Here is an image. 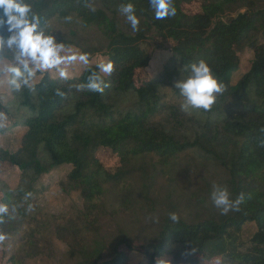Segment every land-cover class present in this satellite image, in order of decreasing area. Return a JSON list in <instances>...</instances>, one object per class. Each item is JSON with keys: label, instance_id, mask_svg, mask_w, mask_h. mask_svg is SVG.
I'll return each mask as SVG.
<instances>
[{"label": "trees", "instance_id": "16d2710c", "mask_svg": "<svg viewBox=\"0 0 264 264\" xmlns=\"http://www.w3.org/2000/svg\"><path fill=\"white\" fill-rule=\"evenodd\" d=\"M191 1L171 0L176 14L156 20L150 0H130L140 19L133 30L119 12L129 0H29L41 26L49 24L58 40L86 52L89 63L66 79L38 72L33 87L16 91L8 84L7 102L0 96V118L10 121L0 125V135L21 131L15 151L0 148L1 166L20 170L16 188L0 186L2 204L9 208L0 216L3 254L7 235L36 222L38 178L67 164L71 168L59 188L65 194L78 191L83 208L56 224L55 236L66 243L74 264H127L135 250L131 237L121 231L105 241L100 220L113 194L122 212L136 205L158 207L149 184L140 178L138 185L135 175L153 155L168 177L169 213L140 238L147 264H159L164 256L172 264H264V0H201V11L188 14L181 3ZM151 35L173 43L156 46L169 52L161 72L137 83V71L152 58L142 45ZM246 48L252 57L241 71L239 53ZM98 56L114 64L111 75L100 73L104 91L78 90L91 71H99ZM201 59L225 92L208 110L185 111L174 82ZM5 61H11L10 53H0ZM97 148L116 154L119 169L105 170L93 154ZM185 166L199 170L203 183H188ZM217 185L227 187L233 200L243 194L238 209L222 213L213 204ZM173 212L178 221L170 219ZM246 223L255 231L242 239ZM36 225L27 228L24 254L17 261L12 256L11 264L39 255L48 226Z\"/></svg>", "mask_w": 264, "mask_h": 264}, {"label": "rangeland", "instance_id": "374dc122", "mask_svg": "<svg viewBox=\"0 0 264 264\" xmlns=\"http://www.w3.org/2000/svg\"><path fill=\"white\" fill-rule=\"evenodd\" d=\"M182 10L188 14L201 11V0H193L189 3L182 2ZM171 40H163L160 37L151 35L147 43L142 44L152 58L148 67L144 70H138L135 75V80L138 83L140 80L148 79L158 75L162 68L166 57L169 55L168 50L157 49L156 46L160 45L165 47L171 45ZM76 48V47H74ZM78 49V48H76ZM79 50V49H78ZM252 53L249 49H244L239 53V64L241 71L246 70L250 65ZM5 61L3 63H6ZM107 62L105 57L98 56V63ZM2 63V62H0ZM66 67L68 76L78 75L85 67L79 61L72 64L62 66ZM2 72V71H1ZM54 75H59L55 70L51 71ZM3 73V72H2ZM2 77V78H1ZM7 76L4 74L0 76V96L3 103L7 102L10 91L8 89ZM8 118L1 117L0 125L9 123ZM21 131L18 128H13L4 134L0 135V148L7 149L8 151H15L20 144ZM93 154L101 163V166L107 171L117 170L120 167L119 158L112 151L107 149H94ZM157 157L148 155L143 164V170L136 172V181L143 178L146 184H149L150 190L154 196L158 198V207L153 211H149L144 207L136 205L134 209L125 210L122 212L116 210L117 197L113 194L105 201V207L108 210L100 220L99 236L107 242H112L117 239L121 231H125L132 239L134 251L129 256L127 264H147L144 256L139 249L140 238H142L151 229H154L163 216L169 213V198L166 199V194L169 189L168 177L163 174V169L157 162ZM183 173L187 177L188 183L200 185L202 184V174L194 169L193 166H185ZM70 165H61L52 169L46 174H42L36 183L38 199L36 200L37 212L36 222L30 220L29 223L22 224L18 230L13 231L4 239V254L2 253V243L0 242V264L13 263L11 257L14 256L13 261L24 254L21 248L27 228L36 227V223L45 222L48 226L42 229V236L46 240L40 241L39 255L31 258L24 257L23 264H74L73 260L67 255L66 243L57 238L54 233V226L56 224H65L69 218L75 216L76 212L83 208L82 199L78 191L65 194L59 188V181L63 180L70 170ZM182 177V175H178ZM20 181V170L15 166L2 167L0 164V186L5 185L9 188H16ZM183 181V179H182ZM179 179V185H182ZM138 183V181L136 182ZM139 185V183H138ZM42 186H46L45 190H41ZM0 204H2V193H0ZM255 231L253 223H246L242 227V239L248 238ZM170 264L171 256H164L159 259ZM202 264V263H201ZM204 264V263H203Z\"/></svg>", "mask_w": 264, "mask_h": 264}, {"label": "clouds", "instance_id": "9594fccd", "mask_svg": "<svg viewBox=\"0 0 264 264\" xmlns=\"http://www.w3.org/2000/svg\"><path fill=\"white\" fill-rule=\"evenodd\" d=\"M150 7L156 20H163L176 14L171 0H150ZM119 12L133 30H138L140 19L132 2L122 3ZM10 53L11 61L0 63V71L7 76V83L16 91L33 87L37 73L55 70L61 78H67L66 66L79 61L88 65L89 56L72 46L58 40L51 31L50 25L41 26V17L34 11L29 0H0V53ZM99 71H91L87 84L78 85V90L102 93L106 87L100 73L111 75L114 64L111 60L96 66ZM186 75L174 82L182 98L181 107L188 110H208L216 102L217 97L225 92V85L214 74L210 64L201 59L192 62L185 69ZM213 204L222 213L238 209L244 196L240 194L234 200L227 187L217 185L211 193ZM9 208L0 204V216H6ZM172 221H178V215L170 214ZM4 237L0 235V240ZM161 264H166L161 261ZM172 264V262H171Z\"/></svg>", "mask_w": 264, "mask_h": 264}]
</instances>
